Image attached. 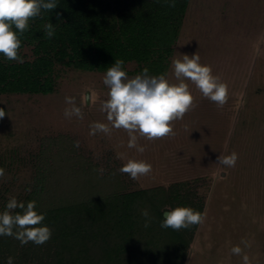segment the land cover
<instances>
[{"label": "rangeland", "instance_id": "1", "mask_svg": "<svg viewBox=\"0 0 264 264\" xmlns=\"http://www.w3.org/2000/svg\"><path fill=\"white\" fill-rule=\"evenodd\" d=\"M177 52L197 54L210 65L228 85V101L219 107L186 81L195 107L173 122L174 135L153 141L138 137L143 153L127 147L123 129L89 134L90 124L107 123L101 111L109 91L103 72L59 63L53 92L0 94L6 112L0 119V168L5 170L0 212L12 197L20 201L29 192L41 156L60 153L61 140L64 147L79 141L76 152L100 171H119L129 159L152 165L151 173L137 180L121 173L127 190L185 184L183 191L202 205L205 220L195 228L183 264H244V255L249 264H264V0H189L166 73L173 83ZM19 53L32 58L30 46ZM135 67L129 62L124 69ZM66 97L82 108V120L64 116L71 107ZM232 152L239 156L235 167L218 164L220 155ZM234 246L242 248L241 255L232 254Z\"/></svg>", "mask_w": 264, "mask_h": 264}, {"label": "trees", "instance_id": "2", "mask_svg": "<svg viewBox=\"0 0 264 264\" xmlns=\"http://www.w3.org/2000/svg\"><path fill=\"white\" fill-rule=\"evenodd\" d=\"M188 1L169 7L165 0H57L58 7L30 20L20 37L22 47H31V59L18 63L0 54V94L53 92L59 63L106 73L122 59L124 66L136 63L128 74L147 68L150 75H166ZM49 22L55 27L51 39L44 29ZM62 144L57 155L48 151L39 158L31 190L20 200L36 201L52 237L22 246L0 236V264L9 257L13 264H183L197 225L176 231L160 224L176 207L202 213L184 183L130 191L120 171H100L73 143ZM143 209L152 217L148 228Z\"/></svg>", "mask_w": 264, "mask_h": 264}, {"label": "clouds", "instance_id": "3", "mask_svg": "<svg viewBox=\"0 0 264 264\" xmlns=\"http://www.w3.org/2000/svg\"><path fill=\"white\" fill-rule=\"evenodd\" d=\"M165 2L169 7H175V0ZM57 7V0H0V54L9 61L23 63L19 54L22 47L20 37L29 29L30 20L41 17L42 12L50 13ZM57 16L59 17V13ZM44 29L49 39L55 36V27L51 22L45 24ZM178 57L172 62L177 81L175 83L170 82L164 74L150 75L147 68L141 74L129 78L124 69V60H115L103 77V83L109 89L108 98L101 105L107 123L90 124L89 134L108 135L113 129H123L129 137L127 147L143 153L145 147L138 143V137L153 141L174 135L173 122L183 119L195 107L194 96L186 81L193 83L205 98L217 106L222 107L227 103L228 85L213 74L210 65L202 64L197 54L189 56L178 53ZM65 102L71 107L65 109L64 116H75L82 120V108L76 106L75 98L66 97ZM5 115V110L0 108V119ZM74 146L79 147V141ZM238 159L236 152L217 158L218 164L229 168L235 167ZM119 171L132 180H137L151 173L152 165L144 160L129 159ZM4 175L5 170L0 168V178ZM141 215L144 227H150L152 217L148 210L143 209ZM45 219V214L38 211L36 201L25 205L12 197L5 210L0 212V236L13 237L22 246L29 242L43 245L53 234L50 227L44 224ZM204 220L205 216L200 211L190 207H176L165 212L160 227L179 231L202 224ZM241 243L245 247L249 246L247 241L242 240ZM242 251L240 246L231 249L232 254L237 256ZM243 261L244 264H249L247 255L243 256ZM6 264H13V258L9 257Z\"/></svg>", "mask_w": 264, "mask_h": 264}, {"label": "water", "instance_id": "4", "mask_svg": "<svg viewBox=\"0 0 264 264\" xmlns=\"http://www.w3.org/2000/svg\"><path fill=\"white\" fill-rule=\"evenodd\" d=\"M165 214V213H164Z\"/></svg>", "mask_w": 264, "mask_h": 264}]
</instances>
